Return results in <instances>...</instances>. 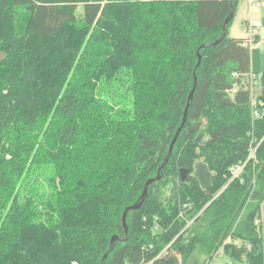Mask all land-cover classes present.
<instances>
[{
  "label": "trees",
  "instance_id": "obj_1",
  "mask_svg": "<svg viewBox=\"0 0 264 264\" xmlns=\"http://www.w3.org/2000/svg\"><path fill=\"white\" fill-rule=\"evenodd\" d=\"M121 1L0 0V264H207L221 248L264 264V118L254 120L251 107L254 97L264 110V74L251 78L250 45L229 36L239 0ZM11 7L24 12L20 29ZM127 9L121 25L118 12ZM132 17L166 31L156 40L151 30L140 35L145 48L168 50L157 74L137 56ZM99 23L116 40L111 60L123 55L127 67L123 82L115 80L119 98L108 68L92 74L82 95L57 91L58 78L41 72L47 51L73 47L69 26ZM130 93L144 118L127 121L113 109ZM104 104L109 111L99 110ZM244 162L232 180L230 168ZM158 175L127 213L126 231L123 212Z\"/></svg>",
  "mask_w": 264,
  "mask_h": 264
},
{
  "label": "rangeland",
  "instance_id": "obj_2",
  "mask_svg": "<svg viewBox=\"0 0 264 264\" xmlns=\"http://www.w3.org/2000/svg\"><path fill=\"white\" fill-rule=\"evenodd\" d=\"M119 1V0H118ZM137 0H122L121 3H126L131 5H135ZM122 4V5H123ZM111 8H115V6H111ZM260 9V11H258ZM116 10V8H115ZM79 14L83 12L82 7L79 8ZM10 13L13 15L14 22L13 26H16L17 28L20 29V24L24 22L25 17H24V12L22 11L21 8H16V9H10ZM118 12V15L122 17L121 21L118 22L119 24H123V21L127 18L129 15V9H127L126 12L122 13ZM264 17V8H253L252 10L248 9V5L245 1H242L241 5L239 6L237 10L236 16L233 18V21L231 23V28H230V36H236V37H244L248 36V33L245 28L244 32V20L245 19H251L248 21H258L257 19H262ZM132 21V25L130 28H132V34L135 36L136 41L139 42L142 38L140 35L142 34L145 36V34H148V32L145 33L146 30H151L148 36H151L155 38H160L162 35L166 33L162 32L163 30L155 32L153 27V24L150 27H146L147 23L144 22L145 19L143 20H138L134 17L130 18ZM118 21V20H117ZM181 24L184 23L185 19L183 17L179 20ZM260 21V20H259ZM258 21V22H259ZM260 23V22H259ZM146 24V26H145ZM180 24V23H179ZM12 26V24H11ZM173 26V25H172ZM138 27H140V31H138ZM169 27V26H168ZM70 31H69V44H72L73 47L75 48L76 51H71L73 47L69 49H64V52L61 50L59 51L58 48H54V50H48L46 53V59L43 61L41 65V72L46 75V73L51 74L50 77H47V80L49 79H57L58 78V84H62L61 89L57 90L60 91L61 93H70L71 88L73 89L74 87L78 90V95H82V91L85 93L89 91L88 87H90V80L92 77V74L96 72H101L103 68L107 70L109 69L108 72L111 73V75H114L112 84L117 90L115 91V94L119 98V94L121 93V85L118 86L119 81L123 82L125 72L127 71V67L122 65L121 63L123 62V55H118L115 60H111V54L112 52H116V47L112 44L116 42L114 36L111 37L109 34L106 32V27L103 23H99L95 26H89L85 27L84 29L81 28V26H69ZM166 29V28H165ZM164 29V30H165ZM107 30L109 28L107 27ZM7 29L5 30V32ZM142 32V33H141ZM261 35V43H251V57H252V70L254 73H257L259 75L264 74V26L259 27L258 31ZM122 42V41H121ZM153 42V40L151 41ZM123 46V43H120ZM140 44V45H138ZM136 44L137 51L140 52L137 56H140L143 60V64L147 67V70L155 72L157 74V71H159V68L161 67L160 62L164 61L166 59V56H168V50L163 49V47H149L145 48V44L143 43H138ZM53 49V48H52ZM3 54L0 53V57ZM176 56H173L175 58ZM146 59V61H145ZM71 64V71L64 80V74L63 70L64 67H67ZM40 65V64H39ZM117 66H122L119 68H116ZM116 68V69H115ZM115 69V70H114ZM116 80V81H115ZM171 85L173 88H175L177 85L180 84L182 81V78H170ZM39 92L45 91L43 87L38 88ZM53 94V98L57 97V94L59 93H54L51 91ZM83 93V95L85 94ZM149 97L150 98V90H149ZM263 94L261 95V98ZM96 98L103 97V94H100L99 92L95 93ZM135 95L133 93H130L128 99L126 101L120 102L119 108L116 106L113 107L115 112L119 113V118H123L127 121L131 120L136 114L135 108L137 107L135 101H134ZM264 101L263 99H260ZM108 100H105V102ZM87 102L89 104V110L95 109V103L96 101H91V99H87ZM102 103V101L100 102ZM141 103V101H140ZM105 106V104H104ZM141 106L148 107V102L145 101ZM99 107V106H98ZM99 110L102 112H107L109 111V108L106 106L103 107V109L100 107ZM143 111V110H142ZM142 111L139 112L137 115V118H144V115L142 114ZM113 110L111 111V116L113 114ZM255 120V118H254ZM253 121V120H252ZM141 125V120L139 121V127ZM251 127L254 128L253 123H251ZM110 129L113 131L114 128L110 127ZM99 133H102L103 130L102 128L98 131ZM102 140L105 142L106 147H108V138L107 136L102 137ZM113 149L116 148L117 144L112 143ZM116 144V145H115ZM112 151V150H111ZM109 148H107V154H112ZM1 156V155H0ZM124 156L127 158V154H124ZM7 158H10V154H7ZM48 167V166H47ZM105 167L103 162H100L97 168ZM114 167V166H113ZM49 168V167H48ZM50 169V168H49ZM115 170V167H114ZM128 172L130 171L129 168H127ZM119 171V170H116ZM122 171V169H121ZM73 175L78 177L80 175L79 171H74L72 172ZM96 177L100 176L101 173L96 171ZM122 174H118L117 178H120ZM122 178V177H121ZM121 180V179H120ZM120 180H117L118 182H122ZM169 189L167 188L165 190L166 196L169 194ZM262 219L260 222L261 225V233L263 234V259H264V227L262 224H264V210L262 212ZM249 247V245H247ZM35 263V262H34ZM207 264H248L246 260H238V259H232L230 256H228L227 253L224 252V249L221 248L219 252H217L216 256L212 261H209Z\"/></svg>",
  "mask_w": 264,
  "mask_h": 264
},
{
  "label": "built area",
  "instance_id": "obj_3",
  "mask_svg": "<svg viewBox=\"0 0 264 264\" xmlns=\"http://www.w3.org/2000/svg\"><path fill=\"white\" fill-rule=\"evenodd\" d=\"M263 5H264V3H263ZM260 26H261V24L258 21H252V22L248 21L247 22V25H245V28H246L247 33L249 34V39H247L244 42L245 45H250L251 43L254 42L255 37L258 34V30H259ZM251 78L252 79H258L259 76L257 74L252 73L251 74ZM251 107H252V116H253V118L258 119V118H261L263 116L264 110H262L259 107V104H258L257 100L254 97L252 98V101H251ZM249 155L250 156L247 159V161L250 160V159L256 158V148H253L250 151ZM245 165H246V162L236 164V165H234V166H232L230 168L231 179L232 180L238 178L241 175Z\"/></svg>",
  "mask_w": 264,
  "mask_h": 264
},
{
  "label": "water",
  "instance_id": "obj_4",
  "mask_svg": "<svg viewBox=\"0 0 264 264\" xmlns=\"http://www.w3.org/2000/svg\"><path fill=\"white\" fill-rule=\"evenodd\" d=\"M233 13H234V9L232 8L231 16H233ZM229 22H230V18H228V19L226 20V22H225V30L223 31V34H222L220 40L226 35V26L228 25ZM217 42H218V41H217ZM213 44H215V43H213ZM195 81H196V80H195ZM193 92H194V89L191 91V94H190V96H189V100H190V101H191L192 98H193ZM189 105H190V104H187V106H186L184 120H183V123H182L181 128H180L179 131L177 132V135H178V133L180 132V130L182 129V127H183V124H184L185 118H186V116H187V112H188ZM263 118H264V115H263ZM177 135H176L175 138H174V141H173V143H172V145H171V147H170V150H169V155L167 156L165 162L163 163V166H165V165L167 164V162H168V159H169V156H170V154H171V151H172V148H173V144H174V142H175V140H176V138H177ZM186 175H187V170H186V169H183V170L181 171V177H182V180H185ZM159 179H160V175H158L155 179L149 180V181L146 183L145 190H144V192H143V194H142V196H141V200H140L141 202H140V203H137V204H135V205L129 206V207L126 208L125 211L123 212L122 219H123V224H124V227H125V230H126V231H127V223H126L127 213H128L130 210H133V209H136V208H139V207H140V205L142 204V202L144 201V199H145L146 196H147V192H148V186H149V184H150L152 181H154V180H159ZM115 239H116V237H113V238H112L111 246H110V250L114 247ZM106 255H107V254H105L104 258H106Z\"/></svg>",
  "mask_w": 264,
  "mask_h": 264
},
{
  "label": "crops",
  "instance_id": "obj_5",
  "mask_svg": "<svg viewBox=\"0 0 264 264\" xmlns=\"http://www.w3.org/2000/svg\"><path fill=\"white\" fill-rule=\"evenodd\" d=\"M242 1H245L247 3L249 10H252L253 8H264V5H263L264 0H239L238 5H237V8H236L235 16L237 14V10H238L239 6L241 5ZM258 11H260V9ZM248 20H251V19H249V18L248 19H245L244 20V23L246 21H248ZM257 20L258 21L260 20L259 21L260 24H261L260 27H262V25L264 26V17L262 19H257ZM230 28H231V26H230ZM244 32H245V24H244ZM229 36H230V29H229ZM230 37H232V38H241V39H245L246 40V39H249V34H248V36H244V37H236V36H230ZM254 43H258V44L261 43V35H260L259 32L257 34L256 40H255ZM250 49H251V47H250ZM251 71L254 73V71L252 70V57H251Z\"/></svg>",
  "mask_w": 264,
  "mask_h": 264
}]
</instances>
